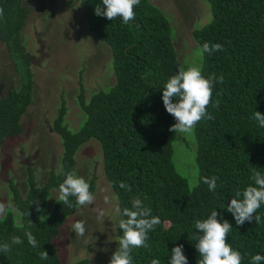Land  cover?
Here are the masks:
<instances>
[{"label": "trees", "instance_id": "obj_1", "mask_svg": "<svg viewBox=\"0 0 264 264\" xmlns=\"http://www.w3.org/2000/svg\"><path fill=\"white\" fill-rule=\"evenodd\" d=\"M203 1L210 8L211 19L192 29L191 53L180 59L182 50L174 43L170 21L152 0H140L135 19L127 25L120 18L111 21L96 15L94 9L103 7L102 0H79L87 31L110 49L114 81L86 98L79 80L77 103L83 122L76 129L63 123L66 108L61 102L53 127L62 143L60 165L50 170L45 182H37L30 165L26 166L24 195L9 181L13 206L0 221V243L10 242L14 236H20L23 243L13 245L9 253H0V264H61L54 241L78 205L68 208L58 202L59 185L67 172H76L75 155L90 140L100 145L104 176L121 213L138 197L160 218V224L148 233L150 247L132 250L133 264H151L152 259L170 264L176 245L183 246L188 264H199L194 222L207 218L214 209L220 213L218 220L232 225L228 243L241 253L242 264H251L255 254L264 255V205L254 214L261 217L260 223L253 220L237 225L226 211L237 191L254 186L253 169L264 174V128L254 118L255 111L264 114V0ZM0 8L4 10L0 40L19 75L18 87L0 95L1 146L22 131L21 118L32 102L34 82L31 56L22 39L30 6L23 0H0ZM205 42L219 43L223 51L197 56ZM197 61L205 77L212 73L224 76V82L212 90V104L219 100V106L210 104L207 110L213 118L201 120L191 134L171 132L175 119L164 107L163 87L181 63L195 66ZM178 137L183 144H194V184L198 186H190L176 169L173 143ZM212 176L219 178L215 193L203 183L204 177ZM87 181L93 193L95 179ZM121 181L131 191L121 188ZM52 191L56 195L48 208ZM70 199L75 203V197ZM36 202L42 212L36 211ZM29 231L39 247L28 243L25 232ZM115 231L117 249L123 233L119 225ZM43 250L47 260L39 257ZM89 263L90 258L84 257L72 264Z\"/></svg>", "mask_w": 264, "mask_h": 264}, {"label": "rangeland", "instance_id": "obj_2", "mask_svg": "<svg viewBox=\"0 0 264 264\" xmlns=\"http://www.w3.org/2000/svg\"><path fill=\"white\" fill-rule=\"evenodd\" d=\"M152 1L168 17L174 43L178 45V51L182 50L179 56L183 59L191 53L188 44L193 43L192 29L211 19L208 4L203 0ZM23 3L30 6L22 39L31 56L34 84L32 102L21 118L22 131L5 139L0 146V202L12 206L9 181L12 180L24 195L27 165L32 167L39 184L46 181L51 169L57 170L60 165L62 143L53 127L61 102L66 108L63 123L76 129L83 122L77 103L79 80L85 88L86 98L114 81L110 49L87 31L85 12L79 6V0H23ZM199 64L197 61L195 66ZM181 65L184 68L192 66L191 63ZM18 79L5 44L0 40V95L17 88ZM173 146L176 169L192 186L197 175L194 144H183L178 137ZM75 159L76 174L85 180L95 179V202L78 206L60 227L54 242L61 264H72L84 257L90 258L89 264H109L117 245L116 226L122 218L116 211L119 208L117 197L104 176L99 143L90 140L83 144ZM55 195L52 191L47 200L48 208ZM106 195L110 198L107 204L104 202ZM96 208L105 210L102 221L97 219ZM77 220L85 221V237L77 236L71 228ZM86 238L93 242L85 244Z\"/></svg>", "mask_w": 264, "mask_h": 264}, {"label": "clouds", "instance_id": "obj_3", "mask_svg": "<svg viewBox=\"0 0 264 264\" xmlns=\"http://www.w3.org/2000/svg\"><path fill=\"white\" fill-rule=\"evenodd\" d=\"M140 0H102V6H96L94 13L105 17L108 20L120 18L127 25L136 17L135 7L139 5ZM4 10L0 8V18L3 17ZM216 51H223V45L219 43L210 44L205 42L198 50L197 56L203 57L205 54L212 55ZM224 76H216L215 73L205 77L202 74L201 67L190 66L187 68L178 67L165 83L162 91V101L166 111L171 114L175 123L169 127V131L180 134H191L196 125L205 119H212L208 112V106L212 104V90L215 84H222ZM175 98V102H174ZM213 107L219 106L217 100ZM254 118L259 126L264 128V114L255 111ZM63 171V170H61ZM217 176L204 177L203 183L213 193L217 189ZM254 186H247L242 192L237 191L236 198H231L226 206V211L230 212L237 225H243L245 221L261 222V217L254 215L258 209L264 205V174L252 170L251 175ZM198 186V184L193 185ZM120 187L131 191V187L120 182ZM58 202H62L68 208L85 207L95 202V196L90 191V184L83 177L78 176L75 171H69L65 174L63 182L59 185ZM70 197H75V203ZM104 202L110 203V198L106 195ZM11 204L0 202V221L7 218ZM97 219L103 220L105 210L96 208ZM36 211L42 212L39 202H36ZM118 214H122L126 219H121L119 229L123 235L119 239V247L112 253L109 264H133L132 250L136 248H149L147 240L148 233L160 224V218L152 215L150 207L138 197L131 200V208L116 209ZM220 215L215 209L205 219H197L194 222L196 233L193 239L197 242L195 247L201 257L199 264H242V255L239 251L232 248L228 243V234L232 230V225L227 221L218 220ZM42 220L46 219L41 216ZM75 234L85 237V221L77 220L71 225ZM28 243L33 247H39L35 236L29 231L25 232ZM85 244L92 243L93 240L86 238ZM23 240L20 236L12 237L10 242L0 243V253H9L13 245H20ZM41 260L49 258L46 251L39 252ZM264 262V255L255 254L251 257V264H261ZM151 264H160L158 259H152ZM170 264H188L187 257L183 253V246L176 245L171 250Z\"/></svg>", "mask_w": 264, "mask_h": 264}]
</instances>
